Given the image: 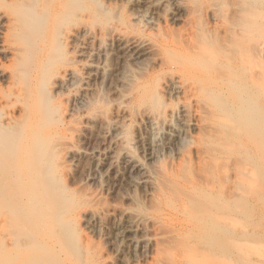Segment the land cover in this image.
Returning <instances> with one entry per match:
<instances>
[{
	"label": "rangeland",
	"instance_id": "obj_1",
	"mask_svg": "<svg viewBox=\"0 0 264 264\" xmlns=\"http://www.w3.org/2000/svg\"><path fill=\"white\" fill-rule=\"evenodd\" d=\"M180 5L67 4L55 26L73 28V38L53 51L66 61L74 48L79 81L40 90L42 115L0 151V237L14 236L0 241V264H264V0ZM114 27L150 48L126 50L108 34ZM197 33L219 61L193 95L164 84L180 70L160 47L208 63ZM149 111L162 117L158 130ZM22 141L25 159L15 150ZM186 206L194 218L181 226Z\"/></svg>",
	"mask_w": 264,
	"mask_h": 264
},
{
	"label": "bare ground",
	"instance_id": "obj_2",
	"mask_svg": "<svg viewBox=\"0 0 264 264\" xmlns=\"http://www.w3.org/2000/svg\"><path fill=\"white\" fill-rule=\"evenodd\" d=\"M71 1L72 0H5L4 2L5 4L3 3L4 5H2V3L0 4V81L8 85L7 88H4L1 86L2 83H0V151L2 152L7 151L5 149L8 148V144L9 143L12 144L13 141L16 140L15 134H17L18 131L25 130L28 124L31 125L33 122L38 120L40 114L42 115V112L40 111L42 110V106H41L42 103L40 99L41 97L39 96L40 90L42 91L43 89H46V86H47L50 90L58 94L60 90H65L79 81L78 79L79 77L77 73L78 71L76 69V60L73 55L74 48L71 47L70 48L71 50H68V55H67L68 58L66 59V61H62L63 59H57L55 57L56 54L54 55V53L56 52L53 51V49L55 50L56 47H58V45L62 43L61 39H64L65 42L69 44L68 40L70 38H73V31H74L73 28L72 29L69 28V30H66V31L63 30L62 32H59L57 30L58 29L57 26H55V25H58V22L62 21V19L64 20L65 17L70 15L71 10H69L70 11L69 12L66 6ZM165 2H172V3L174 2L180 9L183 8L180 5V2L181 4H184V3L186 4V2H188V5L185 7L188 10L190 0H162V3H165ZM247 33L248 32H246L244 36L249 34ZM108 34H114V37L118 38V40L120 41V46H122L126 50L136 49L137 51L135 53H138L139 50L141 49H144V51H147V49L150 48V46L148 47L145 41L143 40H138L135 37H130V36L126 37L121 30L117 29V27H114L113 29H111L110 32L108 31ZM201 36L202 35L198 33L193 35L192 42L195 45V47L199 49L200 54H203V56L207 57L206 58L207 60L208 59L212 60L210 62L209 60L208 61L206 60V62L208 63H201L197 59L192 60L191 58L188 57L189 52H186L183 50L172 49L170 46H167L166 48L163 46L160 47L164 54L165 62L168 63V65H170L171 63L172 65H177V68H179L180 70V74L178 77H176L175 73L167 74L165 77L164 84H166V82L167 83L171 82L174 84L177 83L180 85V87L184 88L185 91L193 95L194 94L197 95L198 93H200L201 88L206 87V83H207L206 79L209 77L205 73H207V70H209V68L212 67L211 64L213 65L214 61H215L214 62L215 64L219 60L218 59H216L218 61L213 60L218 57L215 55L216 53L213 55L214 52L212 48H210L207 44L204 43V40H202ZM242 38L243 39L247 38V36L245 37L242 36ZM248 39L250 38L248 37L247 40ZM261 46L263 47L264 45H259V47ZM237 47H238V44H237ZM244 48L245 46L243 47V49ZM248 48H249V45H248ZM246 49L247 48H245L244 50L247 51ZM235 50H236V47H235ZM165 52L168 57L165 55ZM243 53L244 52H241V54ZM241 54L240 55L238 54L239 57H243L241 56ZM245 54L247 56V52H245ZM245 54L243 55L245 56ZM225 56L227 58L228 55L225 54ZM246 56L243 57L245 58V60H243L244 63L242 62L244 64V67L246 64L249 63V61L247 60L249 59L250 56H247L248 58H246ZM260 56L258 58H261ZM221 57L224 58V54L223 56L221 55ZM231 59H233V57ZM231 59H229V61ZM250 61H251V58H250ZM254 61L257 62V60L255 59ZM215 65H217V63ZM260 65L261 63H259V66ZM215 67L213 65L214 69ZM208 72L210 75V71ZM262 73H259V74H262ZM234 75H236V73ZM226 77L228 78L227 74H226ZM216 78L218 80V77ZM217 80H215L216 83H218ZM209 84L210 83H208V85ZM259 84H261V82ZM199 101L201 100H197V104L201 107V104ZM209 101L211 103V100ZM145 116L149 120V123H151L152 127L158 130L160 118L162 117L157 113L155 114L154 111L153 112L149 111V113L146 112ZM215 118L217 119V117ZM22 134H24L23 131L21 133V137H24V135ZM23 140L25 141V139ZM24 141L19 142V145L17 146V148L15 147L16 148L15 150L17 152L16 151L14 152L19 153L25 159L26 152H27V147H26L27 145ZM156 141L158 143V140H155V145H157ZM6 153L5 155L7 157L8 155L12 156L10 154V151L8 152L9 153L8 155ZM19 154L17 155L19 156ZM12 157L10 159H12ZM24 159L22 160V165L25 162ZM133 168H134V172L131 175V183L136 184L139 182V178L136 175L142 172L143 165L140 162H136L135 164H133L132 169ZM10 171L11 170H7V173H9ZM21 172L22 171H20V173ZM21 181L25 182L23 180ZM6 189H5V192H6ZM168 200H169V203H174L175 197L172 198L171 196H168ZM175 206L178 207L177 204H175ZM200 207L201 206H199V208ZM3 209L5 208H2V210ZM7 210L9 211V209ZM184 210L186 213L184 214V217L180 219V223H178V225H181V226H183L186 223L185 217L188 216V218H194V214H193V212L195 211L194 209H192L190 212L186 206ZM211 215L216 216L215 213L214 214L211 213ZM216 219L217 220L219 219L218 216H216ZM13 222H15V220ZM1 229L2 228L0 227V230ZM175 230L177 231L178 229L175 228ZM12 235L13 234H11V236H8V237L3 235V237H0V241L5 242L3 246L7 247L9 246V244H11L9 240H12L10 238L12 237Z\"/></svg>",
	"mask_w": 264,
	"mask_h": 264
}]
</instances>
